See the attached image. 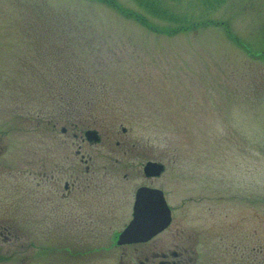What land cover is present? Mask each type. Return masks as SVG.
<instances>
[{"label": "rangeland", "instance_id": "1", "mask_svg": "<svg viewBox=\"0 0 264 264\" xmlns=\"http://www.w3.org/2000/svg\"><path fill=\"white\" fill-rule=\"evenodd\" d=\"M115 1L134 15L0 0V264H140L141 247L116 243L148 161L166 167L157 184L173 209L159 250L264 264V0ZM74 165L95 199L68 226L54 227L62 209L37 228L36 174L60 194Z\"/></svg>", "mask_w": 264, "mask_h": 264}, {"label": "flooded vegetation", "instance_id": "2", "mask_svg": "<svg viewBox=\"0 0 264 264\" xmlns=\"http://www.w3.org/2000/svg\"><path fill=\"white\" fill-rule=\"evenodd\" d=\"M75 136L77 137L78 135H75ZM78 153H80V151H78ZM79 158H80V163L84 165L85 167V170H86L85 173L92 174L91 168L93 167L94 157L87 156V155H79ZM119 162H120L119 160H116V163H119ZM149 162H157V161H148L147 163H145V165L143 163H142L143 165L141 164V170L143 173V178H142L143 182H141V184L138 185V187L136 188L134 204H133V211H132V218H133V212H134L137 192L140 189L151 188V189H158V190L164 191L163 187L157 184V181L163 177L166 171V167H165V171L162 172L160 175L148 176L145 173V166ZM79 169L80 167L76 165H74L73 167H70V169L68 170L69 171L68 181L64 182V185H63L64 191H62V193L60 194L56 193L54 189H52L51 187L49 188L43 187L45 183L44 180L48 182L53 179L55 181V177L53 173L44 172V173L36 174L37 175L36 177L37 178V188L34 190L35 197H34V203H33L34 205L33 220L35 223H37V228L42 227V220L46 213H53L57 210L64 209L65 223L55 224L54 225L55 227L58 225L68 226V212H69L68 210L73 211V212H86L88 210L87 207H83L85 205V201L87 200L88 197H91L93 200L95 199V197L93 195L86 194V192L82 190L83 188L81 187L83 185L81 182L78 181L80 179ZM41 178L43 179V181H41ZM54 181L48 182V185H51L50 183H54ZM164 193L166 196L165 191ZM57 199L65 201L63 208L60 204L57 203ZM44 221L45 220H43V222ZM127 224L125 225V227L127 226ZM157 237L158 236L154 237L152 240L148 242L130 244L129 246H126L125 248H123V246H119L117 243H116V246H117V249H121V248L126 249L127 247H141V251H140V248H136L138 249L136 250L137 251L136 257L139 258V260L140 259L143 260L140 262V264H188L189 262L193 260L192 259L193 257L192 256L190 257L187 254L186 248L183 249L181 247H178L179 250L169 249L168 251L159 250V248L156 247L155 244H153V242L156 240ZM118 239L119 238H117V242H118ZM179 239H182L181 236L179 237ZM66 246L68 247V245ZM88 253H90V250L85 251L83 254H88ZM170 257L171 259H169ZM120 263L124 264L123 260Z\"/></svg>", "mask_w": 264, "mask_h": 264}, {"label": "water", "instance_id": "3", "mask_svg": "<svg viewBox=\"0 0 264 264\" xmlns=\"http://www.w3.org/2000/svg\"><path fill=\"white\" fill-rule=\"evenodd\" d=\"M85 135L90 142L100 141L97 131L89 130ZM163 170V165L154 162H149L145 166V173L148 176H158ZM171 222L172 212L163 192L142 188L137 192L133 220L120 234L118 244L147 242L168 228Z\"/></svg>", "mask_w": 264, "mask_h": 264}, {"label": "trees", "instance_id": "4", "mask_svg": "<svg viewBox=\"0 0 264 264\" xmlns=\"http://www.w3.org/2000/svg\"><path fill=\"white\" fill-rule=\"evenodd\" d=\"M101 1H105L109 5H112V6L116 7L118 10L120 9L123 13H125L124 15L127 16V17H130L131 15H134V14L130 13V11H125V10L121 9L120 5L115 0H101ZM171 1H180V0H171ZM136 19L140 20V22L142 24H144L145 26L149 27L150 29L156 30V27H154L153 25H150L149 21L146 18L141 17V16L138 15V16H136ZM184 28H189V26L182 25V26L178 27L177 29H175V30L173 29V30L168 31V32H172V31L176 32L178 30H183ZM229 36L232 39L236 40V38L233 35L229 34Z\"/></svg>", "mask_w": 264, "mask_h": 264}]
</instances>
